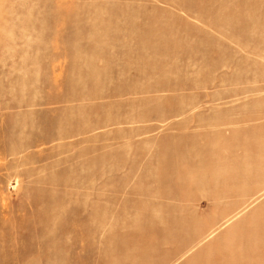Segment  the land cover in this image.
<instances>
[{"label":"rangeland","instance_id":"rangeland-1","mask_svg":"<svg viewBox=\"0 0 264 264\" xmlns=\"http://www.w3.org/2000/svg\"><path fill=\"white\" fill-rule=\"evenodd\" d=\"M0 264H264V0H0Z\"/></svg>","mask_w":264,"mask_h":264}]
</instances>
